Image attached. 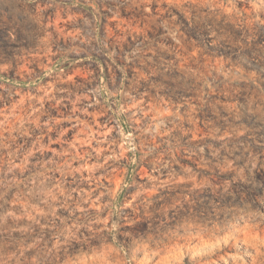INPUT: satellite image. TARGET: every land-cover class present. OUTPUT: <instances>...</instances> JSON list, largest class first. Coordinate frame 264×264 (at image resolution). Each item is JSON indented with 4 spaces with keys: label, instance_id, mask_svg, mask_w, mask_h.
I'll return each mask as SVG.
<instances>
[{
    "label": "rangeland",
    "instance_id": "obj_1",
    "mask_svg": "<svg viewBox=\"0 0 264 264\" xmlns=\"http://www.w3.org/2000/svg\"><path fill=\"white\" fill-rule=\"evenodd\" d=\"M201 2L210 5L216 20L238 35L254 32L264 41V9L260 7L264 0ZM143 3L146 8L128 0L119 5L116 14L112 0H53L47 7L39 0H22L29 11L42 9L40 23L48 38L22 52L8 53L13 57L10 67L0 62V264L5 256L9 264L16 257V264H37L41 250L63 254L68 241L73 242L69 257L80 256L78 264H90L92 254L85 247L81 256L77 240L84 231L85 216L99 214L89 231L107 235L117 217L109 218L105 205H123L125 213L139 217V209L133 213V208L142 200L156 201L161 191L173 194L176 207L191 202L190 193L210 198L213 173L200 164L193 166L187 159L190 148L201 149L206 160L219 156L216 172L226 186L236 175L237 164L242 167L245 163L234 162L220 145L231 138L227 121L238 105L234 94L242 98L255 88L239 78L237 71L240 76L248 72L259 75L256 66L264 68V61L258 58L252 67L239 69L217 58L215 72L227 87L222 84L220 91L211 81L208 85L192 81L191 90L181 100L172 98L175 108L167 97L159 104L148 96L138 107L129 104V111L119 116H114L117 109L111 100L105 105V96L97 89L103 84L111 92L123 76L119 60L109 59L105 53L138 52L139 41L152 38L147 17L159 13L163 5L160 0ZM177 13L179 9L174 15ZM178 18L186 20L183 14ZM167 30L162 25L159 31ZM101 42L108 47L103 48ZM4 48H8L7 42ZM175 59H181L179 53ZM123 83L127 87V81ZM178 156L185 159L171 165L172 173L168 167H159ZM166 211L174 208L166 206ZM259 211L264 214V206ZM120 219L124 227L116 229V242L123 247L127 264H257L264 251V236L256 227H249L239 241L218 244L211 250L197 249L196 240L185 246L184 241L167 238L144 244L138 237L134 245L123 233L142 221L137 219L133 225L123 216ZM223 220V215L208 217L190 228L193 234L199 229L213 230ZM111 239L108 236L109 245ZM91 247L101 246L93 239ZM117 251L107 249L109 257Z\"/></svg>",
    "mask_w": 264,
    "mask_h": 264
},
{
    "label": "clouds",
    "instance_id": "obj_2",
    "mask_svg": "<svg viewBox=\"0 0 264 264\" xmlns=\"http://www.w3.org/2000/svg\"><path fill=\"white\" fill-rule=\"evenodd\" d=\"M27 2L37 3L38 0ZM39 2H44L47 7L52 5L53 0ZM127 2L128 0H112L117 6L116 14L119 5ZM134 3L136 7H147L143 0H134ZM160 3L163 6L159 13L147 17L152 23V38L139 41L142 47L138 52L121 50L105 53L109 59L116 57L122 66V80L113 86V91L109 92L103 84L97 89L98 92H103L105 105L109 100L115 105L117 111L114 116L128 112L129 104L138 107L145 96L159 104L165 103L167 97V103L175 108L172 98L181 100L183 94L191 90L192 81L203 85H208L211 81L212 86L223 91L220 86L224 84L227 87V84L225 80H220V76L215 72L217 58L237 69L244 65L252 67L257 58L264 61V41H260L254 32L246 31L245 34L238 35L228 28L226 23L216 20L210 5L203 4L201 0H167L166 5L165 0H160ZM205 7H208L209 11H205ZM260 7L264 9V4ZM176 9H179V13L174 15ZM40 11L42 9L29 11L26 6H22V0H0V62H3L4 67H10L13 60L8 53L22 52L25 47H31L48 38L47 30L40 23ZM179 14H183L186 20L178 18ZM162 25L168 29L163 34L159 31ZM5 42L8 44L7 49L4 48ZM101 44L103 48L108 47L106 42ZM13 45L16 47L13 48ZM177 53L181 57L179 61L175 59ZM15 59L18 61L20 57ZM115 62L113 60V64ZM256 69L259 75L256 72H248L240 76L237 71L239 78L247 80L249 85H255V88L248 90V94L242 98L234 94L238 105L227 121L231 138H225L224 143L220 145L221 150L227 152L234 162L245 161L242 167L237 164L236 175L229 181L230 186H226L224 179L216 172L221 159L215 149L213 155H217V158L206 160L201 149L190 148L187 159L192 161L193 166L200 164L213 173L210 177L213 185L210 198L203 199L199 193H190L192 201L182 202V207H176L173 194L161 191L156 201L142 200L133 208V213L139 209V217L125 213L123 205L119 208L115 204L105 205L104 207L109 209V218L116 216L117 219L113 221V227L107 230V235H100L98 232L89 231L92 225L97 224L99 214L85 216L81 225L84 231L77 238L81 256L85 255L84 249L87 247L88 252L92 254L90 264L92 260H95L96 264H127L123 247L116 242V229L124 227L121 216L133 225L137 219L142 221L136 228L126 229L123 233L130 237L134 245L138 243V237L144 244L167 238L184 241L185 246L196 240L197 249L211 250L218 244L239 241L249 227L259 228L264 236V214L259 211V207L264 206V195H255L264 193V172L261 171L264 170V88L260 87V84L264 83V68L257 65ZM123 81H127V87ZM153 92L154 95H149ZM160 123L163 124V121ZM241 133L243 139H240ZM183 159L185 157L178 156L166 164H160L159 167H168L172 173L171 165ZM256 175L261 178L256 179ZM166 206L174 208V211H166ZM218 215L224 216L218 228L199 229L193 234L191 225L208 217L218 218ZM108 236L112 238L111 245L108 243ZM93 239L101 247L92 248ZM66 243L63 254L54 249L41 250L37 254V264H78L80 256L72 259L68 253V249L73 247V242ZM109 247L118 250L110 257L107 253ZM18 259L19 257H16L12 264H16ZM3 264H9L7 256L4 257ZM257 264H264V251H260Z\"/></svg>",
    "mask_w": 264,
    "mask_h": 264
}]
</instances>
